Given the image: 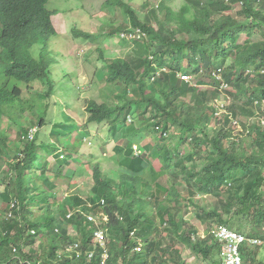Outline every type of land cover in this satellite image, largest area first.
I'll return each instance as SVG.
<instances>
[{"label":"trees","instance_id":"trees-1","mask_svg":"<svg viewBox=\"0 0 264 264\" xmlns=\"http://www.w3.org/2000/svg\"><path fill=\"white\" fill-rule=\"evenodd\" d=\"M50 1L0 0V127L10 121L19 128L12 148L17 155L5 170L8 184L1 195L9 215L0 219V264H186L181 248L208 264H223L213 239L218 230L210 231L215 226L264 241V0H186L178 12L162 2L156 7L165 15L162 21L156 11L142 21L122 0H107L148 38L135 41L125 58L107 60L110 96L102 104L89 102L85 125L68 112L67 84L59 88L49 47L59 37L52 22L57 12L47 9ZM181 74L196 77L197 86ZM37 82L45 89L25 99V89ZM222 91L246 99L242 128L231 125L239 117L235 105L224 109L230 115L216 116L213 102ZM104 124L117 144L118 169L106 175L95 164L90 194L61 202L58 182L69 178L65 170L72 164L80 168L77 156H84L86 141H96L90 125L104 130ZM3 134L0 153L8 149ZM204 144L209 154L201 151ZM186 145L193 148L181 152ZM207 197H218L223 210H204ZM184 202L196 209L195 218L215 223L203 240L181 216ZM101 230L109 250L95 237ZM41 238L47 245L37 246ZM71 245L78 248L65 253ZM261 248L245 245L244 264H253Z\"/></svg>","mask_w":264,"mask_h":264},{"label":"rangeland","instance_id":"rangeland-1","mask_svg":"<svg viewBox=\"0 0 264 264\" xmlns=\"http://www.w3.org/2000/svg\"><path fill=\"white\" fill-rule=\"evenodd\" d=\"M126 4L133 8V11H138V14L143 21L145 16L151 15L152 11H156L159 20L162 21L165 18L164 13L160 8L157 10V6L165 3L166 7L178 12L186 0H123ZM49 11H56L57 15L53 18V24L59 34V37L52 39L50 42V50L52 52V58L54 65L58 66L60 74L59 88L64 90L67 84L69 89V95L67 100L70 103L69 114L74 116L81 125H85L88 122V114L86 113L89 102L95 101L102 104L110 96L109 88L106 87L105 77L107 74V60L114 58H125L128 54H132L133 47L127 42H123L120 39L121 33L126 29L131 28V23L126 15L125 11L120 7H109L107 0H51L47 5ZM241 7L237 6L232 12L234 17L239 16L238 12ZM151 11V12H150ZM150 12V13H149ZM149 13V14H148ZM153 22L156 19L152 18ZM117 32L115 38H109V33ZM80 32H84L90 35L89 38H82L79 36ZM255 39H261V36L255 32ZM244 41V37L241 38V42ZM41 47L36 46L35 50H39ZM184 67L189 66V61L185 60ZM167 72V69H162ZM160 70V71H162ZM162 74V73H161ZM187 82H191L192 86H197L196 77L187 78ZM227 85H224V90ZM205 89H210V86H205ZM45 88L40 83L33 84V87L25 93L23 97L29 100L31 95L41 93ZM123 91V90H122ZM224 92V93H223ZM66 99L59 97V102L64 103ZM246 99L244 97H236L230 95V93L222 91V95L217 101L213 102L219 111L216 116L225 114L224 110L227 106L235 105L239 114L238 119L233 117L231 125L237 128H242L243 124L240 122L242 116L247 117L241 110V106ZM212 103V104H213ZM259 106V105H258ZM230 115V113H226ZM25 116H29V112ZM104 130H101L95 125H90V131L92 132V138L95 140L86 141L82 152L84 156H77L81 162L80 168L78 164H72L69 169H66L69 178L60 180L56 193L58 199L63 202L68 196L80 194L84 197L88 196L93 188L92 173L95 164H100L106 175H110L118 169V165L114 161L115 147L117 144L115 140L110 138L107 125H102ZM100 127V126H99ZM210 133L215 130L214 125L207 127ZM0 132H6L3 134L6 137V144L8 149H2L0 153V219L6 218L9 215L8 211L3 212L7 208V203L3 202L1 195L5 192V188L8 184V174L5 170L8 164L13 163V156L17 155L16 149L13 148V142L17 141V135L19 132L18 127L11 125V122L2 123ZM238 133V130H237ZM236 133V134H237ZM48 133L43 134L45 139ZM110 138V139H109ZM236 140H238L236 138ZM245 140H250L245 139ZM139 144L145 146L147 139L141 135L138 138ZM177 139L173 140L176 143ZM106 142V143H104ZM154 141L153 143H155ZM251 143V140L249 141ZM18 145L16 144V147ZM187 148L189 151L193 148L191 145H186L181 149V152ZM202 150H205L209 154V147L205 144L202 146ZM138 156L139 154L136 153ZM206 153H202L204 157ZM201 160V159H200ZM53 159H51V162ZM94 165V166H93ZM10 166V165H9ZM156 169H160V164L155 163ZM201 166H199L200 168ZM8 170V169H7ZM77 170L76 176L72 178V173ZM175 172L174 169L171 170ZM13 173H10L12 177ZM72 178V179H71ZM163 182V181H162ZM164 180V183H167ZM199 197H197L198 199ZM208 199L201 203L204 210L211 211L214 208L223 210V207L218 204L221 202L218 197H207ZM14 205V204H12ZM12 207V206H11ZM182 207L181 216L186 218L195 226L199 235L205 237L207 230L215 223L209 221L207 223L201 222L195 218L196 209L189 207L185 202ZM104 220L108 217L101 215ZM69 232L74 238H78V233L74 228H69ZM102 232V231H100ZM104 233V232H102ZM96 237V235H95ZM39 245H47V241L41 238L38 242ZM106 250H109L107 244H104ZM103 247V248H104ZM183 259L186 264H208L203 258L193 254L191 250L181 248ZM264 261V246L258 251L255 262L253 264H262ZM171 264H175L170 261Z\"/></svg>","mask_w":264,"mask_h":264},{"label":"built area","instance_id":"built-area-1","mask_svg":"<svg viewBox=\"0 0 264 264\" xmlns=\"http://www.w3.org/2000/svg\"><path fill=\"white\" fill-rule=\"evenodd\" d=\"M138 32L142 35L143 33L138 30ZM188 76H182V79L187 81ZM264 123V122H263ZM90 220H93V217H90ZM214 230H218V232L214 235V239L219 242L221 245V258L223 260V264H244V258L242 254V248L245 244H248L249 246H259L262 244L261 240L258 239H252V238H246L244 235H238L236 232L231 231L227 227H217ZM212 230V231H214ZM104 232V231H102ZM97 232L96 238L98 239V243L102 246L107 241V236L105 235V232ZM202 238H205L204 235H200ZM78 248V246L70 247L68 250L65 251V253H71L75 251ZM140 250V249H139ZM93 254L91 253L89 258L91 259ZM79 257V255H77ZM108 255L107 253L104 254V262L106 261Z\"/></svg>","mask_w":264,"mask_h":264},{"label":"bare ground","instance_id":"bare-ground-1","mask_svg":"<svg viewBox=\"0 0 264 264\" xmlns=\"http://www.w3.org/2000/svg\"><path fill=\"white\" fill-rule=\"evenodd\" d=\"M122 2H124L123 0H122ZM50 3V2H49ZM48 3V4H49ZM125 3V2H124ZM126 4V3H125ZM128 5V4H127ZM117 7V6H116ZM52 12H56V11H52ZM57 15V14H56ZM56 15H54V16H56ZM54 16L52 17V22H53V18H54ZM57 31V30H56ZM120 38H121V40L122 41H124V42H127L128 44H130L131 45V47H133V44H134V42L135 41H141V40H143V39H146V38H144V36H142L139 32H138V30H135V29H133V27H131V28H129V29H126L124 32H122L121 33V36H120ZM217 233V232H216ZM215 233V234H216ZM214 234V235H215ZM239 235V234H238ZM246 238H248V237H246Z\"/></svg>","mask_w":264,"mask_h":264},{"label":"clouds","instance_id":"clouds-1","mask_svg":"<svg viewBox=\"0 0 264 264\" xmlns=\"http://www.w3.org/2000/svg\"><path fill=\"white\" fill-rule=\"evenodd\" d=\"M133 29H135V30H140L142 33H143V35H144V38H148V36H147V34H146V32H144L141 28H134L133 27ZM151 59H153V58H151ZM167 72H168V70H167ZM184 74H181L180 75V77L182 78V76H183ZM184 76H187V75H184ZM188 77H191V76H188ZM184 80V79H183ZM186 81V80H185ZM191 83V82H190ZM37 133V129L35 128V129H33L32 131H31V135H30V140H32L33 139V137H32V134H36ZM135 150H138V148L137 147H135ZM89 219H90V217H89ZM95 220V217H93V220L92 221H94ZM217 227H220V226H215L212 230H214L215 228H217ZM223 227H227V226H223ZM228 229H230L229 227H227ZM212 230H210V231H212ZM230 230H232V229H230ZM101 231H103V230H101ZM232 231H234V230H232ZM100 232V231H99ZM105 232V231H104ZM234 232H236V231H234ZM237 233V232H236ZM198 236H199V238H201L202 240L204 239V238H202V236H200L199 234H198ZM250 238H252V239H254L255 237H250ZM214 239V238H213ZM255 239H257V238H255ZM258 240H260V239H258ZM262 241V240H261ZM216 242L219 244V242L216 240ZM245 245H248V244H245ZM244 245V246H245ZM76 246H78V245H76ZM219 246H220V256H221V245L219 244ZM243 246V247H244ZM259 246H264V241H262V244L261 245H259ZM70 247H75L74 245H71V246H69L66 250H68ZM253 247H257V246H253ZM243 249V248H242Z\"/></svg>","mask_w":264,"mask_h":264}]
</instances>
